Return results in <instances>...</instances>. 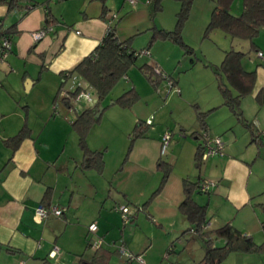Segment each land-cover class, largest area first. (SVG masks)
<instances>
[{"label": "crops", "instance_id": "1", "mask_svg": "<svg viewBox=\"0 0 264 264\" xmlns=\"http://www.w3.org/2000/svg\"><path fill=\"white\" fill-rule=\"evenodd\" d=\"M204 1V10L213 7L212 1ZM105 7L106 20L102 17L103 4L100 0H21L11 9L6 4H0L2 28L10 30L13 37L11 52L0 64V264H78L81 258L89 260L93 256L96 248L91 245V239L97 238L101 239V248L110 252L106 264H136L125 261L116 246L110 244L111 241L123 242L127 249L141 253L147 264H197L205 254L203 239L207 237L186 230L190 223L178 208L184 197L185 178L189 181L210 179L216 183L208 192L196 189L192 194L198 204H207L204 232L230 223L242 235L250 236L256 243H263L261 221L264 212L258 204L264 203V146L259 139L255 141L254 135L258 134V130L252 124L257 121L259 127H264V99L260 103L257 98L258 92L264 89V66L256 55V50L264 55V41H260L259 33L254 40L256 49L253 50L247 40L231 38V48L246 53L243 59L245 69L255 70L253 88L240 102L242 120L223 104L211 69L209 72L213 73V80L201 100H196L197 94H188L186 88L181 90L179 82L182 73L173 76L167 72L173 63L167 64L166 60L179 59L175 45L166 48L169 53L163 60L157 54L152 55L158 41L148 49L147 54H142L150 57L144 64L157 65L170 79L173 77L174 85L180 88L177 93L187 106V118L179 121L174 136L172 133L174 143L171 145L170 142V149H167L170 155L168 161L160 158L162 128L154 133L156 137L151 143L146 141L147 133L145 137L133 140L134 146L127 155V163L147 161V164L134 170L135 177L141 180L148 166L155 170L154 181H151L155 185L160 179V161L168 164L170 172L159 195L151 198L143 211L130 212L128 222H123L118 207H129L130 204L118 195L111 196V190L105 185L109 171H113L124 158L125 147L122 146V151L115 152L116 155H111L110 159L108 154L106 157L103 153L102 174L93 169L83 170L79 163L69 171L67 159L60 163L62 138L65 135L66 139L68 130L73 129L67 105L59 101L57 92L60 88L73 86L78 76L69 75L67 71L94 49L108 27L115 28L121 41L145 30L144 33L149 34V30L156 26L155 20L149 18L147 0H106ZM125 11L126 16L132 18L131 25L117 26L126 18ZM45 25L51 26L52 30L43 38L34 40L32 32ZM211 65L216 64L212 62L208 66ZM160 82L163 86L166 84L167 90L174 91L161 77L157 78L155 85ZM133 83L141 98L144 83L140 81L139 88L135 80ZM159 88L157 91L161 92ZM25 89L28 95L33 92L31 97L24 94ZM116 97L108 100L107 96L103 105ZM21 98L25 102L23 105L19 104ZM55 103L57 107L54 109ZM60 104L64 105V117L53 118V122L56 126L54 130L60 127L62 131L55 132L56 141L51 143L43 137L45 126L36 125L31 114L33 109L43 108L41 111H45L51 107L54 116L59 112ZM196 107L206 111L204 126L198 121ZM122 123L126 131L132 129L129 123ZM24 124L28 132L15 145L10 138ZM201 129L210 135H219L224 141V149L221 154L203 161L198 170L194 158L200 144ZM90 132L88 146L98 149L100 144L99 148H106L108 139L99 137L93 144ZM110 137L107 133V138ZM76 173L82 174L84 180H74ZM139 175L142 177L139 178ZM191 177L195 179L191 180ZM47 189L51 190L48 206L62 207L64 211L62 216L38 220L34 216L35 207L40 204ZM121 189H118L119 194L124 197L132 193L130 188ZM145 197L143 192L138 206L145 203ZM91 222L97 225L93 232L88 231ZM211 239L213 246L224 243L223 239L213 235ZM53 246L58 247V252L50 257L48 253ZM221 264H264V251L231 252Z\"/></svg>", "mask_w": 264, "mask_h": 264}, {"label": "trees", "instance_id": "2", "mask_svg": "<svg viewBox=\"0 0 264 264\" xmlns=\"http://www.w3.org/2000/svg\"><path fill=\"white\" fill-rule=\"evenodd\" d=\"M20 1L21 0H0V4H6L8 8L11 9L17 6ZM100 1L103 4L102 13L104 15L102 17L106 20V0ZM163 1L164 0H147V9L151 20H154L156 13L163 9ZM178 1L180 2V9L177 12L175 28L173 30H166L153 26L148 44L145 49L141 50L149 49L157 40L161 39L179 43L182 47H185L187 52H192V49L182 41L181 28L188 16L193 0ZM213 1L214 6L211 10L204 36H207L215 29H220L232 39L247 40L250 49H256L254 40L258 36L260 29L264 28V0H242L241 10L238 14H234L230 10L233 0ZM46 14L48 15V12ZM9 31L10 30L5 29V32ZM3 33L4 31H0V35ZM140 51L130 46L129 39L120 41L116 36L115 28L108 27L105 35L94 49L67 71L69 75L78 74L83 80L88 82L92 86L97 98L96 102L92 105L85 106L83 109L77 111L71 120V127L77 134L78 146L82 150V159L79 163V167L83 170L93 169L98 174H102L103 172L104 151L91 149L87 144V136L92 127L99 122L103 110L109 104H117L120 107L129 108L138 101L139 94L134 86H131L115 99H112L109 104L103 105V101L112 91L116 83L126 75L129 68L133 66L137 57L140 55ZM245 54L246 53L241 50L230 48L224 52V56L219 64L211 65L217 81L218 90L223 99V104L229 107L239 120H242L240 102L243 97L251 92L255 80V70L247 71L244 67L243 59ZM261 64L264 66V62L261 61ZM153 67L154 65L148 66L147 64L139 66L144 76L151 82L153 81ZM171 79L174 82V79ZM60 89L57 92L58 94ZM257 98L260 103L263 101L264 89L258 92ZM101 107L102 110L97 116ZM197 108L198 107H196V116L200 124L204 126L206 111L202 112ZM149 125L150 124L145 121H137L133 128V138H131L130 144L135 138L145 137ZM27 132L28 127L24 124L18 133L12 136L10 140L16 145ZM254 139L255 141L259 139L260 143L263 145L259 132L254 135ZM7 141H9V139H7ZM130 148L131 145L127 148L128 152ZM201 152L202 149L199 144L194 158V165L198 170L201 166ZM126 157L127 154L125 158ZM164 165L169 168L168 164L165 162L160 161L158 163L159 168ZM168 168L164 169L166 171L157 190L161 189L162 184L166 180L170 172ZM183 183L184 197L179 203L178 208L190 223V226L186 230H191L201 236L207 237L203 239L205 254L202 260L197 264H221L231 252L251 253L264 251V242L256 243L250 236L242 235L230 223H226L210 232H204L202 229L207 221V204H198L192 197L193 192L198 189L200 181L199 179L189 181L185 178L183 179ZM50 191V189L45 191L40 204L48 206L51 203ZM147 203L148 201L143 203L140 208L143 210ZM258 207L264 212V203H259ZM261 227L264 230V219L261 221ZM212 235L214 238L223 239L224 243L220 246H213L211 239ZM109 256L110 252L99 246L89 260L81 258L78 264H106Z\"/></svg>", "mask_w": 264, "mask_h": 264}, {"label": "rangeland", "instance_id": "3", "mask_svg": "<svg viewBox=\"0 0 264 264\" xmlns=\"http://www.w3.org/2000/svg\"><path fill=\"white\" fill-rule=\"evenodd\" d=\"M212 1V4L214 6V1ZM204 0H193L189 9L188 16L183 23V26L181 28V37L182 41L191 48L192 52H187L185 47H182L179 43L173 42L171 40H157L156 44V51L152 50L153 57L155 54L160 56V59L163 60L169 53V51L166 50L167 47H170L171 45H175L176 49L179 51V59H176L175 61L173 59H167L166 63L171 64L172 67L170 70H167L168 74H172L173 76H176L179 73H182L181 82H179V86L181 87V90L183 89L185 91V88L188 92V94L192 93V96H195V94L198 95V99L201 100V97L204 93L207 92V88L211 81L213 80L212 75L213 73H210L212 68L211 66H208L209 63L214 62V64H219L222 60V57L224 56L223 50L230 49L231 48V37L226 35L222 30L215 29L212 32H210L207 36H204V31L207 26V23L210 18L211 9H205L203 8ZM240 5V6H239ZM242 6V0H233L231 4V12L234 14H238L241 10ZM180 9V2L178 0H164L163 1V9L156 13L154 20L156 23L157 28H163L166 30H173L176 26L177 22V12ZM129 12V11H128ZM126 11L123 13L126 16ZM150 18V17H149ZM132 18H129L126 16V18H123L121 21L122 23L117 24V26H127L128 24L131 25ZM120 21V22H121ZM123 32L126 31L124 28H122ZM153 28L149 30V34L143 32H139L138 34L128 36L125 39L130 40V46L133 49H136L137 51H140L141 48L145 47L148 44L151 36ZM260 35V41H264V28L260 29L259 31ZM124 39V40H125ZM166 45V46H165ZM176 51V50H175ZM150 59V57L138 56L135 63L129 70L127 71L126 75L127 78H121L112 91L108 95V100L110 97H115L120 95L125 89L127 90L130 86H134L133 80H135V83L137 84V87L139 88V82L144 83V89L141 93V98L139 97V100L134 103L129 108H123L119 105H108L102 112L101 117L99 119V122L92 127L91 135H92V142L93 144L96 143L95 140H99V137H103L106 140V148H102L99 144L98 149L96 150H102L104 151V154H108V159L112 157L111 155L115 154V152H118L121 147H125L123 149L122 156L125 158L126 154L128 155V146L131 145V148L134 146L133 142L130 144L131 138H133V128L137 121L140 122H149L147 132V143H151L154 136L156 137V131L158 129L162 128V135L168 131L173 133V136L175 132L178 129L179 121L182 122V120L185 121L187 118L186 109L187 106L180 98V94L174 91L167 90L166 84L158 83L155 85L154 82L148 81L145 82L144 75L142 74L141 70L139 69V66L148 62L147 60ZM211 69V70H210ZM208 71L207 73L205 71ZM181 71V72H180ZM210 71V72H209ZM205 72V73H204ZM154 76V75H153ZM215 77V75H214ZM154 78V77H152ZM173 78V77H172ZM147 79V78H146ZM214 84L217 85L216 78L214 80ZM147 83V84H146ZM165 83V82H164ZM182 83V84H180ZM157 87H160L159 89L161 92L157 91ZM184 91L183 94L184 95ZM219 91V90H218ZM152 92V95H151ZM203 92V93H202ZM220 93V92H219ZM24 94L28 95L26 89L24 90ZM33 92L28 95V97H31ZM181 95V96H182ZM149 101V102H147ZM108 102V101H107ZM110 102V101H109ZM20 105L25 104L23 99L21 98ZM18 106L19 109L21 106ZM43 108L40 109H33V114L31 116H34L37 124L36 125H43L45 126V131L43 133V137L51 142L54 143L56 141L55 132L59 133L60 127H58L59 130H54L56 128L55 122H53V118H62L64 117V105H59V112L53 116L51 107L47 108L45 111H41ZM157 110V111H156ZM136 120H134V117H136ZM146 116H148L146 119ZM13 118V117H12ZM123 121L129 123V128L131 127L130 131H126V128L123 126ZM47 122V123H46ZM46 123V125H45ZM148 123V122H147ZM157 127V130L155 128ZM128 128V129H129ZM96 129V130H95ZM95 131V132H94ZM63 132H66L63 130ZM107 133L111 135L110 138H107ZM155 133V134H154ZM65 136V135H64ZM64 136L62 138L61 144H60V163L64 162L65 159L69 161V171L73 170V167L80 163L82 159V150L78 146V137L76 132L73 130H68V135H66V139H64ZM173 139V137H172ZM171 139V145L174 143ZM125 140V141H124ZM125 142V143H124ZM201 142V141H200ZM125 144V146H124ZM133 144V145H132ZM105 146V145H101ZM171 147V146H170ZM170 148L168 147V150ZM120 150L119 152H121ZM124 154V155H123ZM123 158V159H124ZM127 158V157H126ZM121 159V163H119L113 171H109L108 174V181L106 180L107 184L106 187L111 190V196H119L124 199V202L126 204H130V212L132 211H143L140 206H138V200L140 197H142L143 192L144 196L146 195L144 201H150L151 198L156 197L159 195L160 190H157L160 186V183L163 179L164 173L166 170V165L161 166L159 168V174L160 179L159 181L153 185L151 181H154V173L155 170L150 167L147 168V172L144 173L143 178L140 180L137 177H135L134 170L138 168L140 165L147 164V161H138V164H136L134 161H131L127 163V159ZM160 158L163 161H168L167 159L170 158V155L167 151V154H160ZM123 162V163H122ZM126 164V166H125ZM170 171V169L168 168ZM79 175V176H78ZM142 176L139 175V178ZM74 180H82L83 176L82 174L76 173L73 177ZM195 177H191V180H194ZM84 180V179H83ZM210 180V179H206ZM214 181V180H213ZM121 187L123 188H129L131 189L132 193L129 194V196L124 197L121 194H119L118 189L120 190ZM151 188V191L148 192V188ZM164 186H162L163 190ZM122 190V189H121ZM161 190V191H162ZM146 191L149 193L146 194ZM205 195V194H204ZM143 201V202H144ZM145 201V202H146ZM152 201V200H151ZM130 202V203H129ZM114 207V206H113Z\"/></svg>", "mask_w": 264, "mask_h": 264}, {"label": "built area", "instance_id": "4", "mask_svg": "<svg viewBox=\"0 0 264 264\" xmlns=\"http://www.w3.org/2000/svg\"><path fill=\"white\" fill-rule=\"evenodd\" d=\"M130 2H134V0H129ZM52 30L51 26H43L35 31L32 32V37L34 40H39L43 38L45 35H47ZM0 31H4L3 34L0 35V64L5 62L7 59L8 54L11 52L12 49V43H13V37L12 34L9 32H5L4 28H2V23L0 21ZM149 51L141 50L139 53L141 54H147ZM257 57L264 62V55L261 51H256ZM154 75V76H153ZM152 77L153 82L156 83L157 78L161 77L167 80V83L169 85L170 89H173L176 92H180V88L176 85H174V82L170 77L157 65H154L152 70ZM59 98L61 102L65 103L67 105V109L70 113V116L68 118L70 120L73 119L75 113L81 109H83L85 106L92 105L96 102L97 98L94 94L92 86L82 79L81 76H76V80H74L73 86L69 88H63L59 92ZM57 107V103L53 104V108L55 109ZM148 123L150 121H147ZM258 130L260 138L264 145V127H259V124L257 121H253L252 123ZM200 145H201V163L205 161L210 156H214L217 154H221L224 149V141L219 135H210L205 129L200 130ZM171 142V133L166 131L161 138V144H160V154L163 155L167 152V149ZM215 181L213 180H202L199 183L198 189L200 191H208L211 187L215 185ZM118 209L121 211V216L123 219V222L126 223L130 220V207L127 205L119 206ZM64 211V208L57 207V206H45L42 204H39L35 207L34 216L38 220H44L47 219L50 216H62ZM96 223L91 222L88 225V231L93 232L96 230ZM113 246H116L117 251L124 257L125 261L128 262H134L136 264H147L143 255L141 253L133 252L129 249H127L123 242H115L111 241L110 243ZM91 245L95 248H98L101 245V239L97 238L95 240L91 239ZM171 250V248L168 249V252ZM58 252V247L53 246V248L49 251L48 255L50 257H53ZM166 252V255L168 254Z\"/></svg>", "mask_w": 264, "mask_h": 264}, {"label": "water", "instance_id": "5", "mask_svg": "<svg viewBox=\"0 0 264 264\" xmlns=\"http://www.w3.org/2000/svg\"><path fill=\"white\" fill-rule=\"evenodd\" d=\"M101 110H102V107L100 108V111L97 113V116L99 115V113L101 112Z\"/></svg>", "mask_w": 264, "mask_h": 264}]
</instances>
